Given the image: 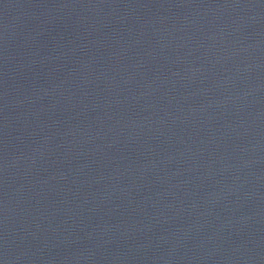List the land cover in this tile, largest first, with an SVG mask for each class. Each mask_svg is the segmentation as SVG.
<instances>
[{"label": "water", "instance_id": "1", "mask_svg": "<svg viewBox=\"0 0 264 264\" xmlns=\"http://www.w3.org/2000/svg\"><path fill=\"white\" fill-rule=\"evenodd\" d=\"M0 264H264V0H0Z\"/></svg>", "mask_w": 264, "mask_h": 264}]
</instances>
